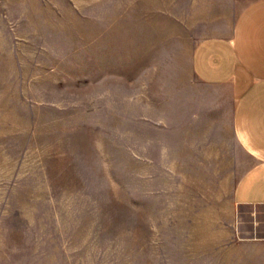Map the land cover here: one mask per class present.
<instances>
[{
  "label": "rangeland",
  "instance_id": "1",
  "mask_svg": "<svg viewBox=\"0 0 264 264\" xmlns=\"http://www.w3.org/2000/svg\"><path fill=\"white\" fill-rule=\"evenodd\" d=\"M251 1L0 0V264H264L190 66Z\"/></svg>",
  "mask_w": 264,
  "mask_h": 264
},
{
  "label": "crops",
  "instance_id": "2",
  "mask_svg": "<svg viewBox=\"0 0 264 264\" xmlns=\"http://www.w3.org/2000/svg\"><path fill=\"white\" fill-rule=\"evenodd\" d=\"M190 66L226 101L221 115L238 150L233 202L264 207V0L249 2L228 30L195 43Z\"/></svg>",
  "mask_w": 264,
  "mask_h": 264
}]
</instances>
